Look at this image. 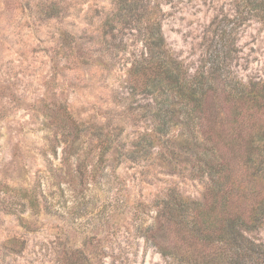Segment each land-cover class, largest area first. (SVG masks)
I'll list each match as a JSON object with an SVG mask.
<instances>
[{
	"label": "rangeland",
	"instance_id": "rangeland-1",
	"mask_svg": "<svg viewBox=\"0 0 264 264\" xmlns=\"http://www.w3.org/2000/svg\"><path fill=\"white\" fill-rule=\"evenodd\" d=\"M34 1L0 0V264H171L144 230L170 188L197 201L207 180L118 158V142L147 128L124 98V58L143 50L142 39L119 35L127 49L110 57L79 39L97 37L93 10L107 13L112 0L75 1L82 11L64 21L38 20ZM158 2L168 46L191 72L223 41L238 76L264 79V14L249 0ZM65 31L77 45L59 54ZM109 136L117 142L98 164ZM251 237L264 244V226Z\"/></svg>",
	"mask_w": 264,
	"mask_h": 264
},
{
	"label": "trees",
	"instance_id": "trees-1",
	"mask_svg": "<svg viewBox=\"0 0 264 264\" xmlns=\"http://www.w3.org/2000/svg\"><path fill=\"white\" fill-rule=\"evenodd\" d=\"M75 1L86 0L27 5L40 21H64L73 18L71 9L82 11ZM249 3L264 14V0ZM159 10L158 0H112L107 13L93 10L89 23L100 18L97 37L84 33L79 39L95 40L110 57L127 49L128 42L118 38L123 33H136L143 42L139 54L124 58L130 64L124 98L147 128L131 144L118 142L119 160L152 174L207 180L197 201L170 188L144 236L171 264H264V244L251 237L264 226V79L238 76L223 41L206 65L191 72L169 48ZM75 43L74 35L60 32L55 50L65 54ZM115 142L111 136L105 140L98 164ZM29 200L37 207L36 196Z\"/></svg>",
	"mask_w": 264,
	"mask_h": 264
}]
</instances>
